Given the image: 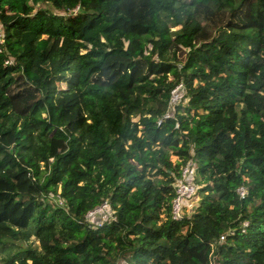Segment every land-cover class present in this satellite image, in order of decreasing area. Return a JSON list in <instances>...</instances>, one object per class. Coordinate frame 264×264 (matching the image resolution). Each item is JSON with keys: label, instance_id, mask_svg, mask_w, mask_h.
Wrapping results in <instances>:
<instances>
[{"label": "trees", "instance_id": "1", "mask_svg": "<svg viewBox=\"0 0 264 264\" xmlns=\"http://www.w3.org/2000/svg\"><path fill=\"white\" fill-rule=\"evenodd\" d=\"M0 33V264H264V0H0Z\"/></svg>", "mask_w": 264, "mask_h": 264}, {"label": "built area", "instance_id": "2", "mask_svg": "<svg viewBox=\"0 0 264 264\" xmlns=\"http://www.w3.org/2000/svg\"><path fill=\"white\" fill-rule=\"evenodd\" d=\"M2 35L0 33V43L2 42L1 39ZM181 88V85H178L174 90ZM173 90V91H174ZM172 91V93H173ZM191 165L190 163H187L181 173V179L178 182L176 191H175V196L172 199L171 203V215L174 219H179L182 217V201L184 196L190 194L192 191V188L190 186V181H191ZM237 194L239 195L240 198L244 197L246 194V187L244 185L240 186L236 190ZM96 214V215H95ZM85 219L88 220L91 223L94 222H103V221H109L111 219V209L106 201L101 203L99 206L93 208L92 210H89L85 214ZM247 223L244 222L243 226H246ZM229 233H232V230H229ZM224 236H220V240H223Z\"/></svg>", "mask_w": 264, "mask_h": 264}, {"label": "rangeland", "instance_id": "3", "mask_svg": "<svg viewBox=\"0 0 264 264\" xmlns=\"http://www.w3.org/2000/svg\"><path fill=\"white\" fill-rule=\"evenodd\" d=\"M189 2L190 0H183ZM182 98V92L181 88L176 89L173 91V103L179 101ZM172 159H175V156H172ZM196 197L193 196V191L190 192V194L184 196L183 201H182V206H183V211L186 214H190L192 212L193 207L196 204ZM96 215V214H95Z\"/></svg>", "mask_w": 264, "mask_h": 264}]
</instances>
